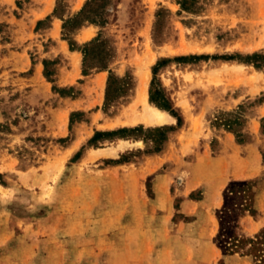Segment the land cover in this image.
Instances as JSON below:
<instances>
[{"label":"rangeland","instance_id":"374dc122","mask_svg":"<svg viewBox=\"0 0 264 264\" xmlns=\"http://www.w3.org/2000/svg\"><path fill=\"white\" fill-rule=\"evenodd\" d=\"M183 1L0 0V264H264V244L216 240L234 184L254 213L230 194L222 240L264 232V0ZM164 60L175 116L151 101ZM145 81L166 123L142 120ZM252 144L257 176L197 207L190 179L215 167L198 156L237 165Z\"/></svg>","mask_w":264,"mask_h":264},{"label":"trees","instance_id":"16d2710c","mask_svg":"<svg viewBox=\"0 0 264 264\" xmlns=\"http://www.w3.org/2000/svg\"><path fill=\"white\" fill-rule=\"evenodd\" d=\"M190 1L191 0H184L181 4H182L183 7L189 8ZM81 14L84 15L85 12L82 11L74 19L68 20L65 27L67 28V25H68V26H72L74 28H80L82 26V23H83V20L81 19V16H80ZM94 43H95V45H97L96 43L101 44V43L98 42V40H96V42H94ZM71 44H72V48H73L74 45H73V43H71ZM95 45H92V46L91 45H86V47L84 49V52H85L86 56H88V55H90L92 53V47H95ZM193 58L197 59L198 57H193ZM167 62H168L167 60H164V61L160 62L158 64V66H156L154 68V80L152 82L151 101L153 103H155L161 109L167 110V111L171 112L175 116V111L173 110L172 106L170 105V101L165 96L162 88L160 87V84L158 83L159 81H158V78H157L159 69ZM157 85H158V88L156 89L155 86H157ZM178 121H179V124H181L182 119L180 117H178ZM123 131H125V130H123ZM253 185H254L253 183L234 184L230 188V191H228L229 193L226 194V205H225L224 209L220 212L221 231H222V233L216 239L218 244H219V246L226 253L233 254L235 252H238V250L240 248H242L244 245L250 244L252 246V250H250V252L257 257L258 256L257 253L261 251L260 245L264 244V232L259 237H257V240L241 239L236 234H232L233 237H231L232 240H234V243H230L228 240H222L223 237H226V234H224V232L226 230L225 221H226L227 217L230 216L231 212L235 213V211H236L233 207H230V200L233 199L230 196V194H233V195H236L237 197H239L237 195V192H238V193L242 194L239 197L241 200L245 199L247 201L249 199L251 204L248 205V203H247L248 201H247L246 204H245V207H243L244 209H241V212L244 213V212L249 210L251 213H254V210L252 209V199H253V195H254L253 188H252ZM235 214H237V213H235ZM236 227H238V226H236ZM229 244H231V245H229Z\"/></svg>","mask_w":264,"mask_h":264},{"label":"crops","instance_id":"0c3cea01","mask_svg":"<svg viewBox=\"0 0 264 264\" xmlns=\"http://www.w3.org/2000/svg\"><path fill=\"white\" fill-rule=\"evenodd\" d=\"M71 54H74V52H70ZM224 132V138L228 143L231 144V141L233 140V135L227 131ZM234 147H237L234 145ZM246 150L245 156H241V160L238 159L240 162L234 165L233 173L232 176L230 174V169L233 166L229 164V159L232 156V154L227 153L226 151L221 152V154L215 156V157H209L207 150H205L203 153H201L196 161V167L199 165V161L201 159H206L208 160V164H212L215 167L210 168L211 172V178L206 177L205 179H190V189L194 190L198 187H204L205 192H204V200L195 202L196 206H204L210 205L209 207H215L214 201L216 200L217 207L221 206V200H220V193L224 189V187L228 184L229 180L231 177H233L234 180L238 179H245V178H250L257 176V169H258V164L257 163H252L249 161L250 154H254L255 151V146L254 144L252 145H247L243 146ZM226 152V153H225ZM147 165V164H146ZM230 166V167H229ZM146 168H149V166H146ZM209 171H206L205 176H208ZM264 191V190H263ZM208 199L212 202H207Z\"/></svg>","mask_w":264,"mask_h":264},{"label":"bare ground","instance_id":"6f19581e","mask_svg":"<svg viewBox=\"0 0 264 264\" xmlns=\"http://www.w3.org/2000/svg\"><path fill=\"white\" fill-rule=\"evenodd\" d=\"M141 84L143 85L141 88V93H142L141 97L143 99H141V100L144 102L143 105L145 104V110H144L145 113H144V115H142V120L149 123V124L151 123V124H160L161 125L163 123H166L168 121V118H169L168 114L165 113L164 111L158 109V108L153 107L152 105H150L147 102L146 93H145L147 81L142 82Z\"/></svg>","mask_w":264,"mask_h":264}]
</instances>
